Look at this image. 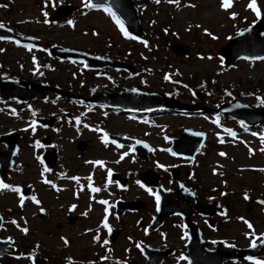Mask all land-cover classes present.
Segmentation results:
<instances>
[{
	"label": "rangeland",
	"instance_id": "obj_1",
	"mask_svg": "<svg viewBox=\"0 0 264 264\" xmlns=\"http://www.w3.org/2000/svg\"><path fill=\"white\" fill-rule=\"evenodd\" d=\"M145 1L147 3L143 4ZM85 3L86 0H0V23L15 32L35 37L48 46L76 49L93 56L108 54L113 60L125 61L134 66L136 71L133 74L125 70H87L80 61L50 60L46 54L48 48L42 51V47H18L11 42L0 41V49L4 50L0 52V77L46 82L63 90L72 89L80 97L102 92L115 93L125 88L165 96L174 94L179 101L204 106L210 111H203L199 107L189 112L158 109L148 113H134L132 116L135 119H126L123 114L117 115L114 111L101 115L99 112L105 111L100 108L89 110L81 99L72 101L54 95H47L44 101H32L29 105H15L12 101L0 105V134H20L16 167L4 182L10 185V189H0V213L4 216L0 238L12 239L18 253L0 258V264H31L30 255L38 253L37 246L39 243L41 245V241L45 246L41 245L43 254L48 251L50 254L57 253L62 246L58 237L60 234L72 240L71 246L60 254L70 251L78 257L87 253L92 256L95 250L105 249L102 245L94 247L91 243L88 248L84 247L87 237L80 235L82 227L98 222L100 212H94L95 221L93 216L86 224L82 220L72 226L65 225L62 222V211L55 207L56 194L54 190L51 191L49 184L54 174L63 172L72 182L75 180L71 177H76V182L80 183L78 186H81L82 181L79 179H83L89 169H92L89 177L96 176L97 181L103 183L105 171L114 167V164L116 168L119 165L130 173L145 169L143 165L151 167L162 175L160 185L165 189L174 185L169 169L178 168L182 175L186 171L191 173L187 179L188 185L196 190L201 201H220L224 197L231 201L227 206L229 211L225 208L223 213L233 214L234 217L232 220L226 217L229 224L225 227L222 225L225 217L213 229H207L203 222H198L205 240L221 239L226 248L229 245L244 247L260 240L264 233V208L254 204L253 199L264 198V151L261 150L264 149V139L244 134L237 138L223 135L218 128L219 121L211 111L231 99H238L254 107L262 105V100H258L259 96L254 92L263 89L264 93V59L241 60L233 67H227L217 56V51L230 36L264 16V0H255L259 16L247 7L249 0H231V6L226 9L221 8V0H174L172 3L168 0H135L141 28L145 31L144 38L148 40L150 36L147 33H152L148 47L144 44V38L132 39L133 36L124 26L130 33L125 37L102 8H88L84 6ZM65 4L75 7L72 15L58 23L50 22L47 16L57 6ZM68 21H72V24ZM159 33L160 37L157 35ZM213 36L216 38L213 39ZM171 43L187 46L188 53L184 56L172 53L169 48ZM165 74L182 81H166ZM261 98L264 99V94ZM36 115L54 116L56 130L45 133L41 128L32 126ZM222 117L225 126L239 130V125H233L229 120L231 118ZM81 118L84 120L80 121ZM182 129L202 131L207 135L197 160L191 163L180 162L166 151L170 144L169 136L177 135ZM252 129L264 136V122L254 125ZM104 132L124 135L121 147L111 143L106 145L101 140ZM45 134L52 136V143L59 154V162L53 168L52 179L48 182L41 180L44 179L40 171L42 167L37 162L39 139ZM134 138L142 139L153 147L145 164L130 159L128 145ZM77 140H85L87 143L82 153L76 149ZM3 146L0 144V149ZM97 160L103 162V167L92 163ZM68 180L61 181L59 186L70 184ZM22 185L31 187V198L35 196L40 205L45 202V207L51 213L48 219L40 218V205H34L32 199L23 200L19 192L11 190ZM93 185L96 186L94 181ZM134 188L133 185L129 186L132 189L129 198H141L149 205V211H154L153 196L149 195L146 188ZM135 218L136 214H133L123 219L124 230L115 246H107L110 251L108 260L111 261L105 264H123L124 259L132 256L123 251L126 248L132 250L133 236H142L141 231L134 226ZM178 221L172 217L166 219L150 237L151 246H172L175 251L162 264L185 262L179 254L183 239ZM244 221H248L252 228ZM57 222H61L60 228L56 230L57 235L49 237L46 230L55 233L52 227ZM21 228L27 231L22 232ZM14 248L11 250L14 251ZM227 264L253 263L239 260Z\"/></svg>",
	"mask_w": 264,
	"mask_h": 264
},
{
	"label": "water",
	"instance_id": "obj_2",
	"mask_svg": "<svg viewBox=\"0 0 264 264\" xmlns=\"http://www.w3.org/2000/svg\"><path fill=\"white\" fill-rule=\"evenodd\" d=\"M93 3H104L111 6L114 10H116L120 16L126 21V23L131 27V29L138 34V22H137V14L136 10L132 6V3L130 0H90ZM66 12V8H61L58 11V17L62 16ZM261 25L256 26L252 32V34H249L247 32H244L243 35L240 37H236L230 41V44H228L226 47H224L221 51V54L225 57L228 64H233L237 59L241 57H249L247 54H251L250 57H260L257 56L258 53L254 54V51L252 50V46L255 45L257 42H259V36L255 31L261 30ZM248 34V35H247ZM0 37H4L5 39H21L20 36L12 34L11 31L5 30L3 28H0ZM177 49V48H176ZM180 51V49L178 50ZM264 52V51H263ZM253 53V54H252ZM264 55V53H262ZM72 56H77L76 53H71ZM103 65L113 66L114 63L110 61H101ZM18 85V86H17ZM35 87L40 88L42 91L36 94H28L29 91H27V87ZM45 88L42 86H32L31 84L23 83V82H0V99L5 98H16V99H24V98H33L39 95H43L45 93ZM53 91H57L59 93H62V91L57 89H50ZM128 94H120L122 97H126ZM114 97H117L114 96ZM142 97V96H141ZM103 103L107 105L115 106L117 108H122L119 103L113 102L109 99H103ZM114 104V105H113ZM243 116L244 119L250 121L246 116ZM190 132H186L184 136H181L180 139L175 141V146L173 148L174 152L178 155H181L183 157L192 158L193 155L196 153L197 149L200 147V145L203 142L204 136H201L199 139H191V141L188 143V148L183 147H177L178 143H180L184 139H189L188 137L192 136ZM196 137V135H194ZM84 148V143H81V149ZM139 152V155L143 158L145 155ZM16 153V145H15V138H10L7 140V151L0 152V168H1V174L5 176V173L7 169L12 164V157ZM47 155H50L48 153ZM142 179L145 182L151 183L154 180H151V178H148L144 175ZM159 195L161 197V201H166L167 203H163V211L160 213L158 217V221L161 220L162 216H164L168 212H175V211H181L184 214H189L194 209V203L192 199H188L187 197L182 200V197L179 195L178 192H170V193H163L159 191ZM168 206V207H167ZM215 208L214 206H207L206 213H210V209ZM195 209H198L195 207ZM263 244L257 245L252 250L246 251L245 255L252 256L259 252L263 248ZM204 247L200 243L199 239L194 237L192 238V241H190L186 245L187 254L191 261V264H198L199 262H202V264H222L225 259L229 256L227 255H220L218 253H215L216 255H211L204 251ZM0 250H3V247H0ZM1 253V252H0ZM243 252L232 253L230 255L238 256L241 255ZM219 255V256H218ZM155 256H152V259ZM163 257V254L160 255L158 258H154L153 261L156 262V264H159L161 259ZM152 261V260H151Z\"/></svg>",
	"mask_w": 264,
	"mask_h": 264
},
{
	"label": "snow or ice",
	"instance_id": "obj_3",
	"mask_svg": "<svg viewBox=\"0 0 264 264\" xmlns=\"http://www.w3.org/2000/svg\"><path fill=\"white\" fill-rule=\"evenodd\" d=\"M157 2H159V0H157ZM168 2H169V3H172V2H174V0H168ZM84 6H85V7H93V6H98V5H93V4L90 2V0H89V2H88V3H85ZM189 6H192V5H189ZM220 6H221V8H225V9H226V8H229V7L231 6V0H221V4H220ZM247 7L250 8V9H251V10H252L257 16L260 15V12H259V10L257 9V6H256V4H255V0H249V3H248V5H247ZM104 11L107 12V13L112 17V19L115 21L116 25L120 28L121 33H122L125 37H128V36L130 35V33H129L127 30H125V28H124V24H123V21L120 20V19L116 16V14H115L114 12H112L111 8L105 7V8H104ZM44 15L47 16V13L45 12ZM234 15H235V14L233 13V16H234ZM44 22H45V23H48L47 20H45ZM68 23H69V24H72V21H68ZM2 27H4V25H3L2 23H0V28H2ZM205 32L207 33V30H206V29H205ZM93 34L95 35L96 33L94 32ZM212 38L215 39L216 37L213 36ZM0 39H4V37H0ZM132 39H135V37H132ZM25 47H28V45H25ZM2 51H4V50H3V49H0V52H2ZM209 58H210V57H209ZM253 59H264V57H253ZM33 63H35V58H34V57H33ZM164 79H165V80H168V79H169V76H168L167 74H165ZM133 91H135V89H133ZM257 99L259 100L260 98L257 97ZM13 114H15V113H13ZM213 122L215 123V121H213ZM33 123H34V122H33ZM241 123H243V122H241ZM85 127H87V125H85ZM196 135H201V133H196ZM253 135H255V133H253ZM262 138H264V137H262ZM101 140L106 142V141H107V135H106V134H105V135H102V136H101ZM113 143H114V141H113ZM137 143H140V141H137ZM116 146H117V147H121V145H119V144H117ZM145 147H147V145H145ZM261 150L264 151V149H261ZM129 151H131V149H129ZM124 155H127V153H124ZM173 155H175V153H173ZM220 155H224V153H220ZM37 159H39V157H37ZM121 159H123V156H121ZM92 163H93V164H98V165H100L101 167H103V162H102V161L97 160V161H94V162H92ZM158 166H159V165H158ZM108 174L111 175V170H110V169L108 170ZM71 179L76 180L77 178H76V177H71ZM137 183H139V181H137ZM140 186H141V187H144V185H142V184H141ZM89 187H90V190H91L92 192H97V191H99V189H97V188H95V187H91V177H89ZM0 189H10V185H8V184H6V183H2V182H0ZM11 190H13V191H15V192H17V193L20 191V189H19L18 187L14 188V189H11ZM146 191H148V189H146ZM222 195H223V193H222ZM247 198H248L247 195H245V199H247ZM31 199L33 200V202L38 203V201L36 200V197H35V196H33ZM156 201H157V203H159V197H158V196L156 197ZM99 203H101V204H103V205H107V204H108V201H106V200H101V201H99ZM261 203H264V201H262ZM74 207H75V205L72 206V208H74ZM70 210H71V209H70ZM40 211L43 212L44 209H40ZM104 213H105V217H104V219L101 221V223H102V225H103V227H104L105 229H107L108 231H111V229L109 228V225L106 223V220H107V213H108V208H107V207L104 208ZM12 223H15V221H12ZM244 223L247 224L248 227H249L250 229L252 228V225H251L250 223H248V221H244ZM20 230H21L22 232H26V231H27V229H25V228H21ZM93 239L95 240L96 237H93ZM61 240H63V242H64L65 244L68 243V241L65 240L63 237H61ZM104 243L107 244L108 241L105 240ZM261 243H264V233L261 234ZM249 246H250V247H255L256 245H255V243H251ZM137 247H139V245H137ZM229 247H231V245H229ZM246 259L252 260L253 258H252V257H246ZM253 264H264V260H254V261H253Z\"/></svg>",
	"mask_w": 264,
	"mask_h": 264
}]
</instances>
